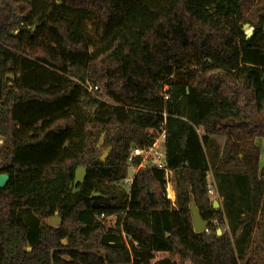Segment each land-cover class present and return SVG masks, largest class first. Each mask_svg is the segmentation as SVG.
Here are the masks:
<instances>
[{
  "label": "trees",
  "instance_id": "obj_1",
  "mask_svg": "<svg viewBox=\"0 0 264 264\" xmlns=\"http://www.w3.org/2000/svg\"><path fill=\"white\" fill-rule=\"evenodd\" d=\"M0 139V264H264V0H0Z\"/></svg>",
  "mask_w": 264,
  "mask_h": 264
},
{
  "label": "built area",
  "instance_id": "obj_2",
  "mask_svg": "<svg viewBox=\"0 0 264 264\" xmlns=\"http://www.w3.org/2000/svg\"><path fill=\"white\" fill-rule=\"evenodd\" d=\"M87 89L89 92L94 93L95 91H98L99 88L89 85L87 86ZM165 99H168V96H165ZM162 126L164 127V125ZM164 139L165 131L164 129H162L159 136L154 140L153 144L150 147H133L127 160V167H133L135 171L139 170L140 168L146 167H155L158 170L164 171L166 180L165 196L171 201L172 205H175L176 196L175 187L173 184V172L169 170L166 166L165 153L163 147ZM137 158H140V162L138 165H135V161ZM132 178L127 176L124 180V183L130 185L132 182ZM135 245H137V243H135Z\"/></svg>",
  "mask_w": 264,
  "mask_h": 264
},
{
  "label": "water",
  "instance_id": "obj_3",
  "mask_svg": "<svg viewBox=\"0 0 264 264\" xmlns=\"http://www.w3.org/2000/svg\"><path fill=\"white\" fill-rule=\"evenodd\" d=\"M248 30V32L245 34L246 35V40L249 41L253 34H254V28L249 25V24H245L243 26V30ZM15 80V76L12 75V74H7L5 76V81H14ZM109 151L110 149H108L107 151H105V153L103 154L102 156V160L105 161L108 154H109ZM86 175H87V169L85 167H79L76 169L75 171V176H74V181H73V186L74 187H77L79 184H82L86 178ZM9 180V177L8 175H5V174H2L0 175V188L3 189L7 182ZM95 196H99L98 194H95ZM153 202L156 203V201L153 199ZM220 206L219 202L218 201H213V207L214 208H218ZM190 211H191V214H192V218H193V228H194V231L196 233H199V232H204V231H207V227H208V222L204 221L201 217V214L200 212L198 211V209L196 208L195 204L193 201H191L190 203ZM50 223L53 225V226H58L59 223H60V218L59 217H53L50 219ZM218 235H221V230H218L217 231Z\"/></svg>",
  "mask_w": 264,
  "mask_h": 264
},
{
  "label": "rangeland",
  "instance_id": "obj_4",
  "mask_svg": "<svg viewBox=\"0 0 264 264\" xmlns=\"http://www.w3.org/2000/svg\"><path fill=\"white\" fill-rule=\"evenodd\" d=\"M247 15L249 14V12L246 13ZM249 29L245 30L244 33L246 34L248 32ZM89 86V85H88ZM96 92V91H95ZM95 92L92 93L93 95H95ZM104 94V89L100 86L99 89H98V92H96V95L97 96H100ZM100 98L102 99H105L107 100L104 96H101ZM257 144H259L260 146H262V141L261 140H258L256 141ZM3 144V140L0 139V146ZM261 163L264 164V152L262 153L261 155ZM135 170L133 167H129L128 166V169H127V176L129 177H133V175L135 174ZM126 186H129V184H127ZM126 188V187H124ZM208 189H209V193H210V199L213 201H219V198L216 194V191H215V186H214V183H213V179H212V175L211 173H209L208 175ZM211 191V192H210ZM115 221H116V217L115 216H112L110 218L107 219L106 221V224L108 226H113L115 224ZM164 257H166L165 254H159L157 256V260H160V259H163ZM189 264V263H188Z\"/></svg>",
  "mask_w": 264,
  "mask_h": 264
}]
</instances>
